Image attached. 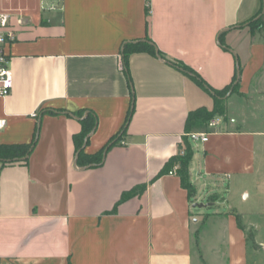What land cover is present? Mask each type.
<instances>
[{"label": "crops", "instance_id": "obj_1", "mask_svg": "<svg viewBox=\"0 0 264 264\" xmlns=\"http://www.w3.org/2000/svg\"><path fill=\"white\" fill-rule=\"evenodd\" d=\"M0 10L17 35L0 146L35 142L0 160V264H264V0H0ZM238 71L219 125L188 128ZM94 118L84 154H107L80 162L74 136ZM205 132L207 143L188 137ZM188 144L192 199L178 172L162 173Z\"/></svg>", "mask_w": 264, "mask_h": 264}, {"label": "trees", "instance_id": "obj_2", "mask_svg": "<svg viewBox=\"0 0 264 264\" xmlns=\"http://www.w3.org/2000/svg\"><path fill=\"white\" fill-rule=\"evenodd\" d=\"M250 25L255 26L256 24L254 22H251ZM151 49H153V52L155 51L154 47L151 45H148ZM175 65L182 67L183 69L190 71L187 67H184L182 65L176 64ZM203 83V82H201ZM241 80L240 78L234 79L233 83L225 88L223 91H212L215 99H216V108L213 112H209L206 108H200L194 112H191L188 119H187V127L190 128L192 125H200V126H206L208 123L217 115H225L224 109L221 106V99L227 96V94L232 92H237L238 88L240 86ZM132 114V111L129 112V116ZM97 124V120L94 119H87L82 122V131L74 136V143L76 147L77 154H79V161L80 162H99L102 158L103 152L105 149L108 148L109 145H107L101 152H99L95 156H86L84 154V145L87 136L93 132ZM35 145V142H33L30 145H19V146H0V160L3 163H7L8 161L23 159L33 149ZM184 155H178L175 158H173L170 163L167 165L165 170L162 173H168V171L173 168L176 164H179L178 169V175L181 177V184L183 188H185L189 195L191 196V199L195 196V190L190 182V174H189V165L193 156L191 145L188 144L186 149L184 150Z\"/></svg>", "mask_w": 264, "mask_h": 264}, {"label": "built area", "instance_id": "obj_3", "mask_svg": "<svg viewBox=\"0 0 264 264\" xmlns=\"http://www.w3.org/2000/svg\"><path fill=\"white\" fill-rule=\"evenodd\" d=\"M17 40V35L10 25V15L0 10V99H6L12 92L14 79L12 71L9 67V58L7 55V47ZM33 118L37 114H33ZM220 120L213 118L209 123V127H217ZM6 125V120H0V130ZM209 133H192L189 134V139L193 144L207 143L209 141ZM184 155L185 152L180 153ZM179 164H176L170 175H175L178 172ZM197 203L201 202V198H196Z\"/></svg>", "mask_w": 264, "mask_h": 264}, {"label": "water", "instance_id": "obj_4", "mask_svg": "<svg viewBox=\"0 0 264 264\" xmlns=\"http://www.w3.org/2000/svg\"><path fill=\"white\" fill-rule=\"evenodd\" d=\"M239 78H240V72L238 71V79ZM230 94H231V92H230ZM89 137H90V135L87 137V140L89 139ZM85 146H86V144L84 145L83 149H85ZM106 154H107V150L105 151L104 155H106ZM205 207L206 206L204 204H200V203L195 205V208H205Z\"/></svg>", "mask_w": 264, "mask_h": 264}, {"label": "rangeland", "instance_id": "obj_5", "mask_svg": "<svg viewBox=\"0 0 264 264\" xmlns=\"http://www.w3.org/2000/svg\"><path fill=\"white\" fill-rule=\"evenodd\" d=\"M214 118H215V117H214ZM220 194H221L224 198H227V194H226L225 192H221ZM204 201H205L204 204H208L207 199L204 200ZM226 207H227V204L225 203L223 206H221L220 209L224 210ZM227 209H228V208H227ZM194 210H195V212H198L197 209H194Z\"/></svg>", "mask_w": 264, "mask_h": 264}]
</instances>
